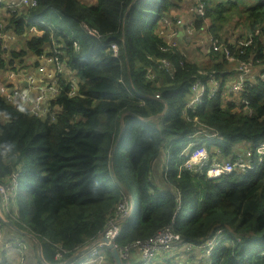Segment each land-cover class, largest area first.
<instances>
[{"label": "trees", "instance_id": "trees-1", "mask_svg": "<svg viewBox=\"0 0 264 264\" xmlns=\"http://www.w3.org/2000/svg\"><path fill=\"white\" fill-rule=\"evenodd\" d=\"M206 3L197 28L207 20L209 36L264 73V0ZM170 6L171 0H37L36 7L1 18L0 34L9 31L19 38L28 19L41 18L47 26L38 25L39 33L24 50L5 51L0 39V74L6 76L10 68L29 70L25 57L40 55L52 41L63 47L59 60L65 70L48 114L32 115L22 103L0 96V146L11 145L10 151L0 147V184L9 193L7 209L0 197V211L34 235L46 264L74 255L115 215L127 195L114 183L111 170L137 196L133 225L122 223L117 246L146 240L167 226L182 242L199 245L221 229L225 241L213 249L212 264H264V163L213 180L181 167L189 142L200 145L202 130L217 134L205 147L222 159H234L242 149L264 142V76L245 88L248 111L224 99V84L214 96L186 109L194 77L203 78L198 71L213 72L216 78L234 72L226 68L222 49H209L208 61L199 63L183 55L179 44H166L157 29ZM52 13L59 18L54 20ZM243 40L250 43L239 46ZM110 42L118 46L116 56ZM164 58L172 74L160 64ZM66 75L77 78L75 95H69ZM165 106V115L158 117ZM196 134L200 137H192ZM176 191L181 194L177 213ZM57 253L62 259L56 260ZM107 260L112 264L108 252ZM43 261L38 256L36 263Z\"/></svg>", "mask_w": 264, "mask_h": 264}, {"label": "built area", "instance_id": "built-area-1", "mask_svg": "<svg viewBox=\"0 0 264 264\" xmlns=\"http://www.w3.org/2000/svg\"><path fill=\"white\" fill-rule=\"evenodd\" d=\"M188 15L189 21L183 25L182 21L176 16L163 14L160 17L158 35L162 37L168 46H177L179 43L176 39L177 32L182 28L183 32L188 35H201L205 39L204 43L199 42L201 48V54L197 55L195 61L199 63L207 62L209 59V52L211 50L217 51L222 49L224 59L232 65L233 74L226 76L224 78H216L214 73H206L204 71H198L203 78L194 77V81L191 85V90L193 92L192 98L187 102L186 109H194L198 104H200L204 96L212 97L218 93L221 84H224V90L222 96L224 99L233 101L235 105L239 108H243L245 111L249 110L247 100L243 96L245 88L253 84L257 78H262L264 73H262L257 66L252 65V63L242 61L229 54V49L226 46H222L218 43L216 39L209 36L207 32L208 24L207 20L204 21L205 26L197 28V22L200 18H205L206 12V0H191V4L188 3ZM37 6V0H0V25L3 22L1 20L4 14H13L23 8H34ZM171 16V17H170ZM29 23L25 35L28 34L31 37L39 33L40 26H47V24L40 20L38 22L28 19ZM203 23V24H204ZM86 33L92 36L100 38L98 34L93 29H90L86 25H82ZM11 33L5 31L0 34V39L2 40L6 34ZM15 38V34L11 33ZM30 37V38H31ZM250 41L243 40L238 42L239 46H247ZM47 46V45H46ZM198 46V45H196ZM1 47L5 51H14L1 43ZM76 47V46H75ZM77 48V47H76ZM108 48L112 51V56L117 55L118 46L114 42L108 44ZM185 48V47H184ZM63 49L62 44L52 41L48 44V48L35 57L36 67L41 64L42 68L39 69L40 80L48 79V83L38 82L35 77L31 75V70L24 71L21 69L8 70V75L10 78H19L23 82L22 88H5L0 87V96L9 103H22L24 106L28 107L29 112L35 116H45L48 114L49 109L44 106L43 94L51 93L50 96L54 97L59 92V78H63L61 74L65 70V65L59 60V55H61ZM183 55H187L186 50H182ZM188 56V55H187ZM189 58V56H188ZM40 62V65H39ZM163 68H165L170 74H172V67L167 59L159 60ZM39 65V66H38ZM47 73L45 74V72ZM69 73L68 71H66ZM1 75V74H0ZM150 74H148L149 77ZM67 81L70 84L69 95H75L77 89V78L73 75H66ZM1 78V76H0ZM47 86L44 90L43 87ZM43 103V104H42ZM55 112H57V107ZM53 119V117H52ZM203 131V136L193 135L192 137H200V145L196 147L193 141L189 142V146L185 149L189 153L187 160L181 164V167L186 168L190 172L202 176L206 179H217L223 175L231 174L232 172L244 173L249 172L258 168H261L264 163V142L259 143L254 147V149L247 148L242 149L241 153H236L235 158L222 159L221 157H216L211 153L207 154L205 143L214 140L217 137L216 133H205ZM200 134V133H199ZM15 178V177H14ZM0 197L2 200V205L4 209L8 207L9 193L8 188L0 184ZM181 207V194L180 191L175 193V213L179 211ZM137 212V201L134 202L132 194L122 198L120 203L116 208L115 215L111 217L106 223L104 229L93 238L89 243L83 247L77 249L75 253L84 249L89 244L91 247L82 255L78 257L71 264H109L107 260V249L104 242L98 241V237L102 235L109 242H114L119 235L124 221L130 220L135 216ZM130 224V221H129ZM131 225V224H130ZM30 237H34L28 232ZM224 239L223 230L219 229L214 235L204 241L202 244H194L192 242H182L180 235L170 229L168 226L164 229L157 231L152 237L146 240H136L133 244L129 246L120 247V254L122 259L127 264H153L154 256L156 251L162 250L166 253L163 257L165 258L164 264H212L213 259L211 258V253L213 249L218 246ZM136 246L138 251H130V248ZM14 250L20 254V259L22 260V252L27 249L25 242L16 243L13 246ZM193 252V253H192ZM74 253V254H75ZM57 259H62V254L57 253L55 256ZM160 260L161 258L158 257ZM65 258L60 261L64 262Z\"/></svg>", "mask_w": 264, "mask_h": 264}, {"label": "crops", "instance_id": "crops-1", "mask_svg": "<svg viewBox=\"0 0 264 264\" xmlns=\"http://www.w3.org/2000/svg\"><path fill=\"white\" fill-rule=\"evenodd\" d=\"M5 1H10V0H5ZM86 2H95L96 0H83ZM172 6L167 10V13L169 15L176 16L179 18L183 25H185L186 22L189 21V15H188V3L189 0H171ZM171 17V16H170ZM196 35L188 36L186 35L182 28H180L177 32L176 39L181 47V49L184 51L186 50L183 45V40H186V43L192 44L194 41H196L198 37H195ZM31 36L28 34H24L22 38H19L15 35V38L12 36L11 33H8L5 35V37L2 39V43L4 45H7L8 48L11 50H24L26 46L27 40ZM203 38V36H201ZM187 51V50H186ZM189 53L187 55L189 58L195 60L196 58V53L194 50H188ZM187 51V52H188ZM35 63V57H30L27 58L25 57V65L30 64V67H32V64ZM24 64H16L15 66L22 67ZM40 65V62H39ZM38 65V66H39ZM29 67V70H30ZM26 71L25 69H23ZM47 71L45 72V74ZM42 73L37 74L38 77H40ZM19 78H10L9 75L7 74L6 76L1 73V78H0V87L3 89L5 88H22L23 82ZM31 239V242H30ZM25 242L27 245V249L22 253V260L20 259L19 255H16V253L13 250V243L14 242ZM37 241V240H36ZM34 239H32L30 236H22L18 234L14 229L7 225H3L0 229V263H5V264H37L36 260L38 259L37 255V250H38V245ZM4 242V244H3ZM2 243V244H1ZM36 244V252L35 249L32 248V244ZM31 244V245H30ZM39 254V252H38Z\"/></svg>", "mask_w": 264, "mask_h": 264}, {"label": "water", "instance_id": "water-1", "mask_svg": "<svg viewBox=\"0 0 264 264\" xmlns=\"http://www.w3.org/2000/svg\"><path fill=\"white\" fill-rule=\"evenodd\" d=\"M166 110H167V108L165 106L164 109H163V111L160 113V115L158 117H163L165 115V113H166ZM124 115L125 114L121 115V117H120V132L124 129V122H123V116ZM126 115H131V116L137 117L135 114L129 113V112L126 113ZM145 120L146 119H143V121H145ZM119 137H120V134L118 135L117 140L115 141L113 148L117 144ZM111 176H112V179H113L114 183L116 184V186L122 192H124L126 195H129L130 194L129 191L115 177V175H114V173H113L112 170H111ZM0 221L2 223H4L5 225H7V226L11 227L12 229H14L18 234H20L22 236H26V235L29 236L27 232L22 231L21 229L17 228L12 222H10L8 220H5V219H3L1 217H0ZM31 238L36 241V238L35 237L32 236ZM98 241L104 242L106 244V249H107V252H108V254H109V256H110V258L112 260V264H127V262H124L123 259H122V255L120 254V248L113 241L112 242H109L102 235H100L98 237ZM37 245H38V252H39L38 256L43 261L42 256H41L40 251H39V244H38V242H37ZM91 245L92 244H89L87 247H85L84 249H81L80 251H78L77 253H75L74 255H72L71 257H69L68 259H66L64 262L59 263V264H71V263H73L76 259H78V257L80 255H82L83 253H85L91 247Z\"/></svg>", "mask_w": 264, "mask_h": 264}, {"label": "rangeland", "instance_id": "rangeland-1", "mask_svg": "<svg viewBox=\"0 0 264 264\" xmlns=\"http://www.w3.org/2000/svg\"><path fill=\"white\" fill-rule=\"evenodd\" d=\"M189 4H191V0H189ZM226 5V4H225ZM188 6H190V5H188ZM51 16H52V18L54 19V20H56L57 18H59V16L57 15V14H51ZM40 20H42L41 18H36L34 21H36V22H38V21H40ZM199 36V38L196 40V41H194L192 44H189V43H186V40H183V45H184V47H185V49L188 51V50H194V52L196 53L195 55H196V58H197V55H199V54H201V48H200V46H199V42H203L204 43V41H205V39H203V38H201V35H197V36H195V37H198ZM196 45H198V46H196ZM187 53H189V51L187 52ZM190 54V53H189ZM37 66V65H36ZM30 67V70H31V75L33 76V78L35 77V79H36V81H37V83L39 82H43V84L44 83H48L49 82V80L48 79H43V80H40V78L37 76V74H39V69L40 68H42L43 67V65L41 64L39 67ZM226 68L227 69H232V67H231V65H226ZM47 86H44L43 87V90L46 88ZM50 94L51 93H44L43 94V100H45L44 101V106L47 108V109H49V102L50 101H52V99L55 97H51L50 96ZM43 104V103H42ZM53 109H55L56 110V108L55 107H53ZM199 144L201 143V142H198ZM210 151H208L207 149H206V151H207V154H209L211 151H212V147H210ZM163 163H164V160H163ZM132 193V198L134 199V202H136L137 201V196H136V193H135V190H132L131 191ZM183 213H185V212H183ZM0 217L1 218H3V219H5L4 218V216H3V214H2V212L0 211ZM6 220V219H5ZM130 222H131V224L133 225V217L130 219ZM2 223V222H1ZM0 223V229H1V227H2V224L3 225H5L4 223H2L1 224ZM228 223V222H227ZM228 225L229 226H231L229 223H228ZM131 226V225H130ZM225 240H223V242H224ZM16 243H19V242H14L13 243V246L14 245H16ZM2 244V243H1ZM3 244H4V242H3ZM13 250H14V247H13ZM130 251L132 252V251H138V252H140L139 250H138V248L136 247V246H133V247H131L130 248ZM14 252L16 253V255H20L19 253H17L16 252V250H14ZM24 252V251H23ZM22 252V253H23ZM193 253V252H192ZM164 255H166V253L165 252H163L162 250H160L159 252L158 251H156L155 252V256H154V260H153V264H164V262H165V258L163 257ZM158 257L159 258H161L160 260L158 259ZM110 264V263H109Z\"/></svg>", "mask_w": 264, "mask_h": 264}, {"label": "clouds", "instance_id": "clouds-1", "mask_svg": "<svg viewBox=\"0 0 264 264\" xmlns=\"http://www.w3.org/2000/svg\"><path fill=\"white\" fill-rule=\"evenodd\" d=\"M0 147H3L5 151L11 150V145H4V146H0Z\"/></svg>", "mask_w": 264, "mask_h": 264}]
</instances>
